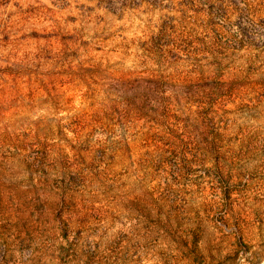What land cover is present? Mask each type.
<instances>
[{
	"label": "rangeland",
	"instance_id": "obj_1",
	"mask_svg": "<svg viewBox=\"0 0 264 264\" xmlns=\"http://www.w3.org/2000/svg\"><path fill=\"white\" fill-rule=\"evenodd\" d=\"M0 264H264V0H0Z\"/></svg>",
	"mask_w": 264,
	"mask_h": 264
}]
</instances>
